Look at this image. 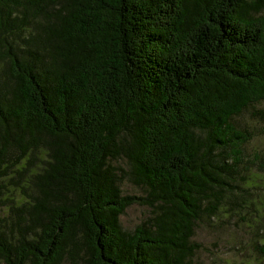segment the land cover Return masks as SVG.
I'll use <instances>...</instances> for the list:
<instances>
[{"label": "trees", "instance_id": "obj_1", "mask_svg": "<svg viewBox=\"0 0 264 264\" xmlns=\"http://www.w3.org/2000/svg\"><path fill=\"white\" fill-rule=\"evenodd\" d=\"M249 224L264 264V0H0V264H193Z\"/></svg>", "mask_w": 264, "mask_h": 264}, {"label": "rangeland", "instance_id": "obj_2", "mask_svg": "<svg viewBox=\"0 0 264 264\" xmlns=\"http://www.w3.org/2000/svg\"><path fill=\"white\" fill-rule=\"evenodd\" d=\"M120 166L121 165L119 164V167ZM122 167H126L125 163H123ZM138 186L139 185L132 184L131 181H125L121 186L124 194H128L131 197H137L136 199H134L135 203L128 206L124 214L120 216V222L123 228L127 231L132 230L136 225L141 222H146L149 219V216L151 215V210L145 207L144 205L140 204L141 198L145 195V191ZM138 198H140V200H138ZM250 226L251 225L249 224V229L245 226L248 230H245V232L250 242V249H248L247 243L243 240L247 245V248L242 254H240V252L236 250H233L236 249V247H238L241 243L239 244L235 241L240 240L237 238H233V240H231V232H226V236L225 232L219 233L221 236H215L213 230L207 227L201 228L197 236L199 250L194 259L193 264H210L213 258L219 255H229V257L236 259L235 263L237 264H248L247 259L245 257L246 255L251 256V249H253L252 246L254 233Z\"/></svg>", "mask_w": 264, "mask_h": 264}]
</instances>
